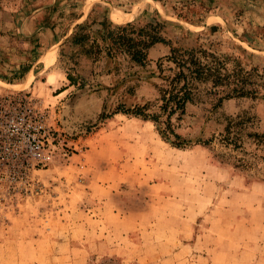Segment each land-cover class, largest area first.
I'll use <instances>...</instances> for the list:
<instances>
[{
	"label": "rangeland",
	"instance_id": "rangeland-1",
	"mask_svg": "<svg viewBox=\"0 0 264 264\" xmlns=\"http://www.w3.org/2000/svg\"><path fill=\"white\" fill-rule=\"evenodd\" d=\"M88 15L91 20L107 17L114 24L164 23L162 35L174 47L197 42L230 57L228 68L239 61L246 70L264 69V0H0V90L38 97L53 112L57 130L56 159L38 173V189L32 195L28 192V196L0 202V264H15V258L21 257L18 246L34 239L40 242L37 255L42 262L64 264L67 259H79V250L96 242L97 225L105 223L103 219L92 222L86 216L97 217V207L106 202L138 215L144 210V199H183L185 206H194L202 215L193 224L197 230L208 224L206 214L215 211L214 216L228 214L234 237L243 234V227L233 220L243 210L256 217L264 201V137L247 136H264V99H229L216 107L218 95L200 85L196 102L186 106L181 121L172 119L176 132L191 142L183 152L164 142L151 122L121 114L101 121L99 115L105 107L110 113L118 103L135 105L159 98L162 76L171 74L168 68L172 65L163 61L158 69L157 61L170 48H152L146 67L122 68L119 73L104 61L92 63L80 57L74 66L68 59L73 49L65 46L59 53V47L75 23ZM205 21L211 26L202 29ZM34 50L37 54L31 56ZM53 50L56 59L50 63L47 59ZM38 56L37 69L26 76L25 69L30 70ZM67 72L82 77L84 88L69 86ZM128 72L132 77L121 83ZM14 73L23 76L21 83L13 84ZM51 76L53 83L49 82ZM128 87L133 88L132 93ZM60 89L67 91L54 98ZM238 115L246 124L242 130H233L241 146L234 149L222 135L227 119ZM170 207L177 208L175 203ZM21 228H30V232L22 236L17 232ZM93 248L85 253L89 262L120 264V258L102 257ZM230 254L232 260L223 263L224 256L218 257L217 264L244 262L236 251ZM259 255L264 257V252Z\"/></svg>",
	"mask_w": 264,
	"mask_h": 264
},
{
	"label": "trees",
	"instance_id": "trees-1",
	"mask_svg": "<svg viewBox=\"0 0 264 264\" xmlns=\"http://www.w3.org/2000/svg\"><path fill=\"white\" fill-rule=\"evenodd\" d=\"M164 28V23L157 21H150L144 26H138L133 22L114 24L107 17L91 20L88 15L85 21L73 27V32L59 47V53L63 52L65 46H69L73 51L70 52L68 59L74 66L78 65L80 57L92 63L104 61L106 67L112 65V70L119 73L122 68L131 70L133 67H146L149 62V51L155 45L169 47L168 55L157 61L158 69L163 61L172 65L168 68L171 74L162 76L164 85L158 87L159 98L155 102L148 101L135 105L118 103L110 113H106L105 107L99 119L103 121L121 114L151 122L156 126L164 142L173 148L184 150L190 147L191 142L176 132L172 119L181 121L186 106L196 102L199 86L207 85L209 93L218 95L216 107L229 99H264V69L261 72L256 67L246 70L239 61H234L233 67L228 68L230 57L216 54L197 42L191 46L174 47L172 42L162 35ZM203 33L204 31L198 33L197 37ZM244 42L248 43L245 39ZM121 62H125L126 67H123ZM70 69L73 71V68ZM27 71L25 69V72ZM110 71L111 69H108V73ZM131 74L125 73L120 80L121 83L129 81ZM66 79L69 86L79 88L85 86L84 79L71 72L66 73ZM64 90L60 89L58 93ZM128 91L132 93L133 88L128 87ZM154 107L156 110L152 109ZM244 124L246 121L239 115L227 119L225 133L222 135L226 145L234 149L241 147L238 145L239 139L234 137L237 136V131L233 130H242ZM247 136L255 139L264 137L256 133H249ZM262 182L264 183V180Z\"/></svg>",
	"mask_w": 264,
	"mask_h": 264
},
{
	"label": "crops",
	"instance_id": "crops-1",
	"mask_svg": "<svg viewBox=\"0 0 264 264\" xmlns=\"http://www.w3.org/2000/svg\"><path fill=\"white\" fill-rule=\"evenodd\" d=\"M214 17L220 19L221 22L219 23L226 26L221 16L216 15ZM207 19L209 18L207 17ZM204 24L206 26L201 27L202 29L211 26L207 21ZM214 24L217 25V21ZM203 31L205 30L201 32ZM158 46L160 45H155L153 48H158ZM33 54H37V51L34 50L30 53L31 56ZM40 57H36L31 62L32 66L30 70L25 72L26 76L28 73H34L37 69ZM52 58L53 53L47 61L51 63ZM17 75L13 74V77L15 76L12 79L13 84L22 82L23 76L20 78L16 77ZM31 86H33L32 83L29 88ZM66 91L67 89L54 98ZM174 149L178 152L185 151ZM151 186H156V184ZM98 188L100 189V187ZM110 188L113 186L111 185ZM156 198L155 196V198L144 199L145 202L142 205L144 210L140 211L138 215L127 213L111 202H106L103 206L97 207V217L91 220L90 216H86V219L92 222L93 220L101 221V219L105 222L101 223L103 227L97 225L96 233L98 234L96 235L98 237L96 242L87 249L82 247L79 250L82 253L79 259H67L64 264H95L94 261L89 262V259L87 260L85 257L87 256L85 253L88 254L87 252L92 246H94L93 252L102 257L120 258V264H134V262L136 264H217L219 263L217 258L223 256L226 260L223 263H226L228 258L233 257L229 253L235 251L244 260L242 264H249L250 262L264 264V257L259 255V253L264 252V201L261 203L260 210H256L258 217H253L254 213L243 210L240 213V218L233 220L241 225L239 227H243V229L240 228L243 234L234 237L233 232H231L232 220L228 214L226 217H221L218 214L214 216L215 211H210L204 218L208 224L197 230L193 224H196L195 221L202 215L196 211L194 206H185L183 199L177 200L161 196L159 198L161 201H158ZM171 203H175L177 208L170 207ZM144 217L145 219H143ZM142 220H145V223ZM17 232L26 236L30 232V228H21ZM37 233L33 232V234ZM87 233H89L88 230ZM35 240L31 244L29 241H22V245L18 246L17 251L21 257L17 261L15 258V264H55L57 262L51 260L42 262L37 255L41 250L40 242ZM5 250L8 251L9 248ZM22 256H31L32 258L23 259Z\"/></svg>",
	"mask_w": 264,
	"mask_h": 264
},
{
	"label": "built area",
	"instance_id": "built-area-1",
	"mask_svg": "<svg viewBox=\"0 0 264 264\" xmlns=\"http://www.w3.org/2000/svg\"><path fill=\"white\" fill-rule=\"evenodd\" d=\"M54 121L50 107L32 93L0 90V202L38 189V173L56 159Z\"/></svg>",
	"mask_w": 264,
	"mask_h": 264
},
{
	"label": "bare ground",
	"instance_id": "bare-ground-1",
	"mask_svg": "<svg viewBox=\"0 0 264 264\" xmlns=\"http://www.w3.org/2000/svg\"><path fill=\"white\" fill-rule=\"evenodd\" d=\"M54 50H55V49H54ZM54 50H53V52H52V53H53V58H52L51 62H52L53 60L56 59V54H55L56 52H54ZM53 80H54V77L51 76V77H50V82H53Z\"/></svg>",
	"mask_w": 264,
	"mask_h": 264
},
{
	"label": "water",
	"instance_id": "water-1",
	"mask_svg": "<svg viewBox=\"0 0 264 264\" xmlns=\"http://www.w3.org/2000/svg\"><path fill=\"white\" fill-rule=\"evenodd\" d=\"M79 23V22H78ZM75 24H77V23H75ZM206 26V24H203V26L202 27H205Z\"/></svg>",
	"mask_w": 264,
	"mask_h": 264
}]
</instances>
